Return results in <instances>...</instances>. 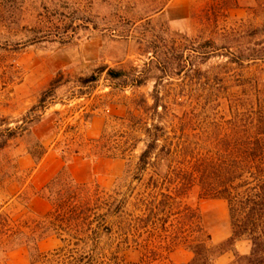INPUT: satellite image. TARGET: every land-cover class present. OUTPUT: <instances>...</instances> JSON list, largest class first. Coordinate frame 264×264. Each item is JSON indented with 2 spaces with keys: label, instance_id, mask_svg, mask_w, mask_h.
<instances>
[{
  "label": "rangeland",
  "instance_id": "1",
  "mask_svg": "<svg viewBox=\"0 0 264 264\" xmlns=\"http://www.w3.org/2000/svg\"><path fill=\"white\" fill-rule=\"evenodd\" d=\"M147 16L150 24L145 26L140 20ZM121 28L130 31L128 39L118 32ZM263 34L264 0H0V137L7 130L18 133L0 151V216L17 227L41 220L51 211L50 203L38 193L65 167L66 147L79 152L70 165L78 180L111 189L125 178L128 160L134 164L143 146L128 160H97L88 157L90 141L103 134L117 140L123 131L118 119L133 110L132 101L138 96L152 105L150 97L157 93L164 103L176 104L175 110L183 112V94L202 91L183 86L178 64L183 54L188 57L204 50L205 43H214L216 55L199 66L211 73L227 62L229 53L240 57L239 51L245 55L250 49L259 51ZM145 43L151 47L149 54L142 52ZM155 51L160 64L147 72L151 56L157 58L151 54ZM104 68L123 70L136 79L147 75L148 80L141 87L132 79L123 85L109 80L106 71L98 72ZM261 69L262 64L245 63L230 66L228 73L242 78ZM92 77L95 82L85 84ZM41 147L46 154L35 163L32 155L38 158ZM185 203L203 215L214 245L231 237L223 201L202 199L195 190ZM179 227L170 220L165 225L168 233L159 231L157 236L165 239ZM152 241L148 250L160 253L162 240ZM134 242L120 252L125 264H146V237L137 234ZM106 243L103 238L101 250L107 249ZM59 246L56 237L48 236L38 248L48 253ZM236 248L241 256L250 254L247 241ZM192 260L181 245L168 260L158 258L149 264ZM233 261L234 256L226 253L215 264ZM0 264H29L28 254L0 247Z\"/></svg>",
  "mask_w": 264,
  "mask_h": 264
},
{
  "label": "trees",
  "instance_id": "2",
  "mask_svg": "<svg viewBox=\"0 0 264 264\" xmlns=\"http://www.w3.org/2000/svg\"><path fill=\"white\" fill-rule=\"evenodd\" d=\"M149 17L140 22L149 25ZM122 28L118 32L128 39L130 31ZM141 46L144 54L150 53L148 43ZM205 46L178 58L183 86L202 90L199 95L192 90L183 94V112L175 110L176 104L164 103L157 93L150 97L152 105L138 96L132 101L133 110L118 119L123 131L117 140L103 134L90 141L88 157L97 160H126L143 146L134 164L127 159L124 179L111 189L79 182L70 167L79 152L66 147L65 167L38 193L50 203L51 211L41 220L17 227L0 216V247L26 251L29 264H125L120 252L142 234L146 237V264L158 258L168 260L181 245L193 255L189 264H215L226 253L234 256L231 264H264V69L242 78L228 73L230 66L245 63L262 64L263 68L264 42L259 51L248 50L249 55L229 53L227 62L211 73L199 69L216 55L214 43ZM156 52L151 53L157 58L151 56L147 72L160 64ZM105 71L109 80L123 85L132 79L141 87L148 80L147 75L136 79L123 70H98L100 74ZM17 135L7 130L0 137V151ZM41 148L38 158L32 155L35 163L46 154ZM195 190L202 199L226 204L231 228L227 241L214 245L203 215L185 203ZM170 220L180 226L177 232L165 239L157 236L159 231L168 233L165 225ZM48 236L56 237L60 246L41 253L38 245ZM103 238L107 249L101 250ZM153 239L162 240L158 254L148 250ZM243 241L250 243L248 256L237 251V244Z\"/></svg>",
  "mask_w": 264,
  "mask_h": 264
},
{
  "label": "crops",
  "instance_id": "3",
  "mask_svg": "<svg viewBox=\"0 0 264 264\" xmlns=\"http://www.w3.org/2000/svg\"><path fill=\"white\" fill-rule=\"evenodd\" d=\"M77 178V177H76ZM79 182H90L89 180H87V181H80V180H78Z\"/></svg>",
  "mask_w": 264,
  "mask_h": 264
}]
</instances>
